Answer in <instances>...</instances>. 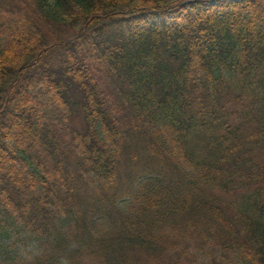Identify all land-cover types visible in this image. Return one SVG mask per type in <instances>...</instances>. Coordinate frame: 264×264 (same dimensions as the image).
Instances as JSON below:
<instances>
[{
  "label": "trees",
  "instance_id": "1",
  "mask_svg": "<svg viewBox=\"0 0 264 264\" xmlns=\"http://www.w3.org/2000/svg\"><path fill=\"white\" fill-rule=\"evenodd\" d=\"M0 264H264V0H0Z\"/></svg>",
  "mask_w": 264,
  "mask_h": 264
}]
</instances>
